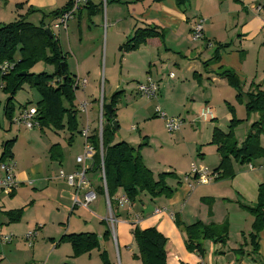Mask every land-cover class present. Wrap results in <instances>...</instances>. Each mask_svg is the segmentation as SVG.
<instances>
[{"label": "crops", "instance_id": "0c3cea01", "mask_svg": "<svg viewBox=\"0 0 264 264\" xmlns=\"http://www.w3.org/2000/svg\"><path fill=\"white\" fill-rule=\"evenodd\" d=\"M68 1L69 0H0V24L7 22L11 23V21L17 19L18 16L25 15L27 10L31 8L34 12L29 13L27 21L32 16H36L35 21H37V24L33 25L38 26L40 21H42L44 25L51 27L55 21V17L53 14H49L62 10L67 5ZM109 2L111 6V23L109 24L111 30L110 42L113 43L115 41L117 45H120L119 51L121 53L113 58L112 63L108 64L109 66L107 69L113 72L117 61H119L121 66L135 67L136 65V67L139 68L138 71L130 72L127 70L126 72L130 75L126 74L127 77L125 78L127 80H132L133 77L136 78L134 90L137 95L140 96L137 92V86L151 81L157 85V95L155 97L158 95L160 97L159 91L161 85L166 84L167 80L173 81L175 79L173 72H169L166 75L160 73L167 69L169 65H174L172 59L168 60L170 61L169 65L166 64V62H168L166 60L170 57L185 58V61H189L186 71L190 73L191 79L189 80V85L191 91L195 93L192 97V101H195L197 97L196 94H199L198 92H202L199 97L206 100L208 103L213 101L212 98L215 95H221V93L226 95V97L222 96V98L225 99L223 100L222 107L223 110L226 111L223 115L224 121L227 122L226 126L221 123V121H223L222 118L213 114L212 108V120L202 122L198 112L192 116L195 120L194 124L198 128L203 124L208 130L207 133H209V139L205 138L202 143L205 146L200 144L197 149L198 151H202L198 153L199 159L203 160L202 163H206L207 165H199L204 166L203 168L207 171H214V168H216L219 163V158L217 156L215 161L210 159V157L213 156L212 148H215L210 146L212 132L214 128H217L224 134L228 133V123L232 119L239 118L237 111L243 106L236 102L235 90L228 85L225 79L217 76L216 73L219 67L234 72L242 85L243 92L249 91L251 85L259 86L261 90H264V35L261 30L264 20V11L257 12L255 9L257 5H263L264 0H190L187 4L181 6L176 5L174 0H163L158 3L153 2V0H128L126 2H122V0H110ZM128 4L132 5V9L127 7L126 9H129L127 13H122L123 6ZM16 5L21 6L16 8ZM90 6L94 7V9H92L93 14L91 15L88 9ZM89 7L87 5L76 12L74 18L67 23L65 30L56 31L57 37L51 31L57 38L62 54L66 56L65 63L68 73L75 78H78L79 75H84L83 78L89 76L95 77L99 74V50H96V53L93 51L89 54H75L72 49L67 48L68 51L64 52L58 35L59 32H62L63 38L67 42L70 29L69 25L76 20L75 32L77 38H79V43L82 44L83 49H89L94 39L89 24L97 26L94 20L100 13L99 5L92 0H89ZM47 15L48 17H46ZM47 18H49V20H47ZM199 19L203 20L202 39L194 42L191 40V31L193 25ZM146 25L156 26L161 29L164 34L163 41L161 42L157 38L148 39L145 45L141 46L136 51L124 52L122 46L132 37L134 30L136 28L145 27ZM73 30L72 28L70 32ZM217 44H227L228 46L219 48V60L217 62L212 61L208 63L206 68H203L201 62L212 57ZM68 54L72 56L76 63L72 70L67 64ZM169 54L171 56H169ZM170 74H173V77H170ZM203 78H205L204 81H202ZM88 83L87 79L86 86H88ZM123 83L125 82L116 83L114 77H112V81H110L108 87L109 102L112 95L118 92L121 93L118 100L120 101L122 99L124 96V89L122 88ZM91 86L92 91H95L96 84H94V86L91 84ZM188 90L189 89L183 88V90L180 91ZM203 92H205L206 95L204 97H202ZM93 94H91L92 99L87 101L88 108L86 117L77 109L79 98L85 99V97L75 94L76 97L73 108L76 120L75 131L71 132L70 130L63 129L59 131L60 133H64L62 139H60L61 136L57 132L56 134L59 138L54 137L58 140H50L51 144L48 146V164H51L53 168L49 169L48 167L46 169L47 182L42 178L41 174L37 176V181H41L42 183L41 196L48 205L49 220L44 223L43 220L37 222L36 219L32 220L27 218L29 212L36 204V195H39L40 192H31L27 190L26 186H29L31 180H29V177L24 171H17L16 169L18 187L10 195L0 196L1 234L12 235L14 237L17 235L16 232L19 230L21 224L27 227L26 232L37 228L38 237L47 239L49 242V246L47 245L48 250L50 253H54L59 251L63 245V243L56 245V241H58L62 235L69 233H94L99 239L100 250H104L109 254L113 251V245L115 248L118 246V248L122 250L121 261L123 264H140L139 260L132 258L134 252H132L130 248L133 245V238L131 235L132 225H135L140 229L155 228L166 238V252L168 253L166 264H264V230L260 231L257 236V255L255 257L248 255L251 251L249 234L252 233L251 226L253 218L239 207V203L252 205L256 202L258 186L264 182V159H259L244 165L233 163V170L235 172L233 178L229 180H212L205 184H200L193 174L188 173L191 165H194V155L189 152L188 159H191V162L189 163L190 168L188 167V170H180L176 167L173 168L174 170H165V172H161L173 173L175 176V179L167 178L166 180L168 186L175 188V192L171 198L166 199L160 197L150 200L146 195L140 194L136 202L129 206L120 207L116 202L113 213L116 217L118 233H116L115 227L114 237L101 238L106 229V224H101V221L105 220L106 217V213H104L102 208L105 204V200L97 190L100 188L101 174L100 171L96 169L97 166L94 165L93 157L87 159L84 163L88 182L87 188L96 193L95 200L89 204L87 209L73 206L74 194L72 189L67 185L64 179L58 177L59 171L70 174L80 168L76 163V158L83 152V139L80 136V131L86 124H88L87 126L91 131L95 130L98 125L99 106L102 104L101 101L99 103L97 97H93ZM177 96L181 98L176 102L177 104L182 103L183 98L186 99L188 97L185 92H181L177 94ZM155 97L150 99H154ZM104 101L103 98L102 102ZM162 107L164 111L170 113L164 105H162ZM201 109L202 107L200 110ZM116 110L117 109L114 108V113ZM156 116V111L155 113L153 111L150 115V117L153 118H156ZM176 117L178 118L179 115H176L175 118ZM252 119V121L255 122L257 120V115L253 114ZM65 122L64 120V124ZM119 127L120 126L116 125L114 143L124 142L122 140H115V137H117L116 131ZM181 128V131L179 130L177 132L183 134L185 130ZM131 130L138 131L137 128H131ZM120 137L121 139L123 138V136ZM146 137V135L142 137V140L145 141L144 143L139 145L136 144L137 146L130 145L133 147H140V156L144 165L148 168L143 153L144 149H142V147L148 144ZM181 138L183 137L181 136ZM138 139L140 138L138 137ZM194 142L197 144L200 143L201 140L198 137ZM240 142L242 143V140ZM259 142L260 146L264 148V136L260 137ZM52 146L56 147L50 150ZM249 166L252 168L250 169ZM207 167H209V170ZM148 169L152 172L154 177L161 174L154 173L150 168ZM181 171L186 174L185 178L178 175V172ZM85 191L86 189L84 188L79 192V198H82ZM123 196L121 191H118L115 195L116 198ZM138 201L140 207H137ZM209 205L210 208L208 207ZM19 209H23L21 218L18 221H10L6 214ZM71 210V215L69 214L66 221L65 213H70L69 211ZM74 210H76V216L73 215ZM155 210H158L160 213L155 214ZM174 214H177L181 222L186 226L196 221L205 225H221L226 222L228 226V239L226 244L221 246L220 244H213L210 241H204L202 243L204 250L202 256L187 252L184 245V234L174 224ZM94 223L98 224L97 230H93L92 228ZM47 225L51 228L48 232L46 230ZM26 232L20 237L23 243H26L24 238ZM12 242L10 244H12ZM100 242H102L101 245ZM3 245L4 244L1 246ZM18 245L19 242H16L14 245V251L16 252L19 251L17 248ZM238 249H240V252L236 253L235 250ZM34 254H36L35 248L31 258L25 260L22 264H36L31 263L35 261ZM90 254L86 255L90 256ZM5 260L6 257H3L0 264H3ZM90 260L91 257H89V261ZM109 260H111V258H109ZM10 264L16 263L11 262Z\"/></svg>", "mask_w": 264, "mask_h": 264}, {"label": "trees", "instance_id": "16d2710c", "mask_svg": "<svg viewBox=\"0 0 264 264\" xmlns=\"http://www.w3.org/2000/svg\"><path fill=\"white\" fill-rule=\"evenodd\" d=\"M163 0H153L161 2ZM176 5L187 4L190 0H174ZM221 1V0H220ZM71 0L59 11L49 15L55 19L70 6ZM89 7V0L87 4ZM21 5H16L19 8ZM90 15L93 14L94 7L90 6ZM34 12L29 8L25 15L18 16L16 20L9 24H0V65L3 62L13 63L12 70L5 76H0V91L8 94L7 102L3 108V115L9 125L15 116L12 105L13 95L21 89L22 85L27 83L30 88L37 91L40 100L35 104L38 128L43 131L46 129L61 131L63 129L75 131V90L73 83L75 77H72L66 66V56L62 54L58 45L57 38L51 33L48 36L45 32L49 29L40 21L35 26L27 21L29 13ZM51 32V30H50ZM163 31L156 26L146 25L142 28H136L133 35L122 46L124 52H132L145 45L148 39L157 38L163 41ZM228 45L215 46L212 57L201 62L203 68L208 63L219 60V48H225ZM43 63L53 68V72L48 75L40 73L33 75L29 71L37 64ZM217 76L226 80L232 87L237 102L245 98V110L247 115L256 114L257 120L253 122L248 131L245 141L241 146L233 140L232 129L237 124V120L232 119L229 123L228 133L224 134L217 128L212 132L211 143L217 149L219 155V164L213 171L217 180H229L234 177L233 163L238 165L250 164L253 161L264 159V148L260 146L259 139L264 136V90L259 86L251 85L249 91L243 93L236 74L230 70L219 67ZM120 92L115 93L110 98V116L102 102V131H101V149L96 129L91 131L88 137L93 146V161L96 169L100 171L101 164L105 179L106 194L109 200L110 209L113 212L116 203V193L121 191L130 204L136 202L140 194L146 195L150 200L160 197L169 199L175 192L166 184L167 178L175 179L173 173H161L156 177L146 168L140 156V147H133L126 142L114 143L115 129L113 122L115 119V103L120 97ZM66 104V107H64ZM30 107L29 105L23 108ZM64 120L66 121L64 124ZM15 139L2 142L0 145V161L12 158L11 149ZM56 146H52L53 150ZM264 170V167H263ZM179 184V183H178ZM98 193L104 196V189L101 185L97 189ZM210 208V205L208 206ZM239 207L246 211L252 218V233L249 234V245L251 251L248 255L256 256L258 252V233L264 230V182L258 186L257 200L252 205L239 203ZM23 209L11 211L6 214L10 221H18L21 218ZM174 224L184 234L185 249L189 253H196L199 256L204 254V241H210L213 244L224 246L228 239V226L224 222L221 225H205L199 221L191 225H184L177 214L173 215ZM101 224H106L105 220ZM131 235L133 244L137 249V254L132 258L139 260L140 264H166L168 253L166 252V238L155 228L140 229L132 225ZM101 238H111V232L106 225ZM69 244L72 257L77 258L82 255H89L92 251H98L99 239L94 233H69L62 235L57 244ZM236 253L240 249L235 250ZM99 259L102 264H112L108 254L103 250L99 251Z\"/></svg>", "mask_w": 264, "mask_h": 264}, {"label": "rangeland", "instance_id": "374dc122", "mask_svg": "<svg viewBox=\"0 0 264 264\" xmlns=\"http://www.w3.org/2000/svg\"><path fill=\"white\" fill-rule=\"evenodd\" d=\"M92 1L97 5H99L100 13L98 14V17L94 20L97 26H92L89 24L90 30L93 32V38H94L92 44H90L89 46V49H83L82 44L79 43V38H77L75 32L76 20L74 22H71L69 25L70 29L68 32L69 36L67 38V42L63 38L62 32H59L58 35L59 39L61 40L62 50L64 52L68 51L67 48L72 49V51L75 54L77 53L89 54L90 52L92 53L93 51L96 53V50H99V54H100L99 74L96 75L95 77L93 76L87 77L86 79H88L89 82L88 86H86L83 89H78L76 91L75 94L77 96L85 97V99H81L78 97L79 100L77 103L83 102V100H86L84 102L90 101L92 99L91 94L94 93L93 97L94 96L97 97L99 103L100 101L102 103V100L104 98L105 100L104 106H108L109 105L108 87L110 85V81H112V77H114L116 83L117 82L121 83L124 81L125 83H123L122 85V88L124 89V96L120 101L117 99L115 103V108L117 110L115 111L116 119L114 122H116V125L120 126L119 129L116 131L117 137H115V140L116 141L122 140L133 146H137L136 144L139 145L145 142L142 140L143 139L142 137L146 135L147 136L146 141H148V144L142 147V149H144L143 153L146 159L145 162H147L146 164L148 168H150L154 173L165 172V170H174L173 168L176 167L180 170H185V171L188 170L189 163L191 162V159H188L189 152L193 153L194 155L193 156L194 165H191V168L192 166H194L198 170L204 169L203 168L204 166H200L199 164L202 165H207V164L202 163L203 160L199 159L198 153H201L202 151L200 150L198 151L197 149L198 146L203 143V140L205 138L209 139V135H208L209 133H207L208 130L205 128L203 124H201V126L198 128L194 124L195 120L192 118V116L195 115L196 112L199 113L201 107L202 109L205 107L207 108L209 107L210 111L212 108L213 114H216L217 117L223 119L221 123H223L224 126H226L227 122L224 121L225 119L223 117L226 111H224L222 107L223 100H225L222 98V96L226 97V95L222 93L221 95H215L212 98L213 101L211 103L210 102L208 103L206 102V100L201 99V97H199L201 96L202 92H198L199 94H196L197 97L195 101H192V97L195 95V93L194 91H191V87L189 85V80L191 79L190 73H187L186 71L188 66L187 63L189 61H185L186 60L185 58L181 59V58H172V57L168 58L166 61L172 59L174 61V65L172 64L169 65L170 61L166 62V64H168L169 66L167 67V69L161 71L160 73L166 75L169 72H173L175 75V79L173 81L167 80L166 84L161 85L159 91L160 97L158 95L154 99L148 100L144 97L137 95L134 90V87L136 86L135 84L136 78L133 77L132 80H127L125 78L127 77L126 74L130 75L128 72H126L127 70H129L130 72L138 71L139 68H137L135 64H134L135 67L121 66V64H119V61H117L116 67L114 68L113 72H110L109 69H107V67L109 66L108 64L112 63L113 58H115L117 55L121 53L119 51L120 45H117L115 41L113 43L110 42V37H111V30L109 25L111 23L110 21L111 6L109 2L110 0H92ZM126 1L128 0H122V2H126ZM127 7H129V9L130 8L132 9V5L128 4L126 6H123L122 13L125 14L127 13V11L129 10L126 9ZM46 17H48V15ZM35 20H36V16H32L30 19H28L29 23L31 24H37V21ZM47 20H49V18H47ZM4 24H9V23L7 22ZM72 28L74 30L70 32ZM51 31L55 36L57 35V32L55 30H51ZM106 36H107V49H106ZM169 56L171 55L169 54ZM67 64L69 65V68L71 70L74 68L76 64L72 56H70L69 54L67 55ZM29 72L33 75H38L40 73H45L50 75L53 72V68L43 63H37ZM83 77L84 75H79L78 78H83ZM204 79L205 78H203L202 81H204ZM91 84L93 86L94 84H96L95 91H92ZM183 88L189 90L180 91L183 90ZM181 92H185L188 97L186 99L183 98L182 103L177 104L176 102L179 99H181L179 98V96H177V94ZM8 96H9L8 94L0 91V145L2 142L15 139V145L11 149L12 150L11 159H13V161L15 162L17 171H24L29 177V180H31V182H29L31 185L29 184V186H26L27 190L31 192H40L39 195H36L37 196L36 204L34 208L29 212L27 218L32 220L36 219L37 222H41L43 220L45 223L49 220L48 205L41 196L42 183L41 181L39 182L37 181L38 180L37 176L41 174L42 178H44L47 182L46 169L48 167L49 169L53 168L51 164H48V146H50L51 144L50 140H58L55 138L58 137V135L56 134L57 132L61 136L60 139H62L64 133L63 132L60 133L59 131H54L50 129L41 131L39 128H33L32 130H27L20 126H13L12 124L9 125V123L7 122L6 118L3 115V108L5 103L7 102ZM204 96H206L205 92H203L202 94V97ZM39 100H40V96L37 93V91L30 88V86L27 83L23 84L21 89L18 90L11 99L12 105L15 109L14 114L19 112L20 109L23 108L24 106L29 105L30 107H34ZM244 100L245 98L243 97L241 102L236 101L238 104H241V106L243 105L237 111L238 117L241 119L239 118L235 119L238 122L235 125V127H233L232 129L233 140L237 142V146H241L243 141H245L246 135L250 130L251 125L253 124L252 121L253 114H250L249 116L247 115V112L245 110ZM162 105H164V107L167 108L170 113L164 111ZM64 107H66V104H64ZM156 108H158L159 111L164 113L167 117H175L176 115L177 116L179 115V117L182 119H180L179 117L178 119L183 121V126L181 129L185 130L183 134L180 132L169 134L168 132L165 131L163 127L164 123L162 120L160 121V118H158L157 116L156 118L150 117L153 111L155 113ZM200 120L203 122L202 119ZM229 124L230 123H228V128H229ZM131 128L134 129L137 128L138 131L131 130ZM120 136H123V138L121 139ZM181 136L183 138H181ZM138 137L140 139H138ZM198 137L200 138L201 142L195 144L194 141L197 140ZM241 140L242 143L240 142ZM202 145L205 146L204 144ZM210 146L215 147L212 144H210ZM212 149H213V154H212L213 156H211L210 159L215 161L217 156L219 158V155L217 153L216 147ZM191 168L190 171L188 172L189 174L190 173L192 174ZM207 168L209 170V167ZM181 172H178V175L182 176V178H185L186 174L184 172L182 173ZM208 172L214 174L213 171H208ZM214 180H216V178ZM137 207H140L139 201ZM102 208L104 210V213H106L107 215L106 204H104ZM76 210H74V214H73L74 216H76L77 214ZM69 212L70 213H65L66 221L69 214L71 215L72 210ZM97 225L98 224L94 223L92 227L93 230H97L98 227ZM26 228L27 227H25L24 224H21V226H19V230H17L16 232L17 235L14 236V240L12 244L1 246L2 244L0 243V261L2 260L3 257H6V260L3 264H10L11 262H14L16 264H22L25 260L31 258L34 248L36 251V254H34L35 261L31 263L102 264L98 256L100 249L98 251H92L90 256L85 255V256H79L77 258H73L69 244L63 243L59 251L50 253L48 250L49 242L47 241V239H41L40 237H38L37 228H34L36 229L35 239L37 243L34 239L33 243L35 244L32 245L33 247H30L25 242L23 243V240L20 239V237L26 232ZM50 229H51L50 226L47 225L46 226L47 232L50 231ZM116 233H118V225L116 226ZM16 242H19V245L17 246V248L19 249L18 252L14 251V245ZM101 244L102 242H100V245ZM117 248H115L113 245V251L111 253L108 252L109 253L108 256L109 258H111L110 262L112 264H123V262L121 261L122 250L121 248L120 249L118 248L120 251L119 254ZM130 248L132 252H134L133 254H137V249L134 246V244ZM89 257H91L90 261H89Z\"/></svg>", "mask_w": 264, "mask_h": 264}, {"label": "built area", "instance_id": "2783aa9c", "mask_svg": "<svg viewBox=\"0 0 264 264\" xmlns=\"http://www.w3.org/2000/svg\"><path fill=\"white\" fill-rule=\"evenodd\" d=\"M87 4V0H71L69 8L61 13L54 21V23L49 27L51 30L59 31L65 30L67 27V23L74 18L76 12H78L82 7H85ZM257 12L264 11V4L257 5L255 7ZM262 33L264 35V20L262 25ZM203 32V20L199 19L192 27L191 31V40L196 42L202 39ZM14 64L10 62H3L0 65V76L3 77L8 74ZM173 77V74L169 75ZM87 85L86 78H75L73 83V88L75 92L78 89H83ZM0 83V88H1ZM137 92L141 97L146 99L153 98L157 95V85L151 81L145 84H139L137 86ZM87 102H79L77 109L80 113H82L85 117L87 115ZM157 117L160 118L164 122V128L169 134H173L180 130L183 126V121L175 118V117H167L164 113L160 112L159 109H156ZM36 108L35 107H26L21 108L20 111L15 114L12 119L13 126H20L27 130H32L33 128H38V122L35 118ZM102 104L99 106V118L98 125L95 128L99 138V146L101 149V131H102ZM199 118L203 121L212 120L213 116L209 108L205 107L200 110ZM85 125V127L80 131V136L83 139V152L80 156L76 158V163L80 166L75 172L70 174H65L62 171H59L58 177L65 180L67 185L72 189L74 198H73V206L81 207L87 209L89 204L92 203L96 198V193L93 190H89L87 188L88 182L86 179V167L84 165L87 159H90L94 154L93 146L90 144L88 140L89 134L91 132L90 128ZM251 169L252 167L249 166ZM192 174L195 176L196 180L200 184H205L210 182L216 178V175L209 173L206 169L198 170L192 166L191 168ZM101 174V185L104 189V202L107 207V215L105 217V222L108 229L111 232V236L114 237L115 227H116V217L114 213L110 209L109 200L106 194V186L105 179L103 174V167L101 164L100 168ZM18 187V181L16 179V164L13 159L8 158L3 161H0V196L1 195H10L16 188ZM86 189L82 198L79 199V192L83 189ZM117 204L122 206H129L130 202L123 196L120 198H116ZM160 213L158 210H155V214ZM36 236V229L28 231L24 238L28 246H32L33 239ZM14 240L12 235H6L0 233V243L1 244H10Z\"/></svg>", "mask_w": 264, "mask_h": 264}, {"label": "water", "instance_id": "95a60500", "mask_svg": "<svg viewBox=\"0 0 264 264\" xmlns=\"http://www.w3.org/2000/svg\"><path fill=\"white\" fill-rule=\"evenodd\" d=\"M45 32L47 33L48 36H51V32H50L49 29H46ZM105 108L107 109V111H108V115L110 116V115H111V114H110V106L108 105V106H106ZM113 126H114V129L116 130V123H115V122H113Z\"/></svg>", "mask_w": 264, "mask_h": 264}]
</instances>
